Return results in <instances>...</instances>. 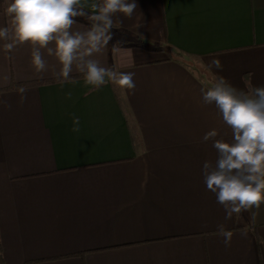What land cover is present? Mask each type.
Wrapping results in <instances>:
<instances>
[{
	"label": "crops",
	"instance_id": "crops-1",
	"mask_svg": "<svg viewBox=\"0 0 264 264\" xmlns=\"http://www.w3.org/2000/svg\"><path fill=\"white\" fill-rule=\"evenodd\" d=\"M10 2L0 0V27ZM100 2L81 0L89 12ZM136 3L93 57L134 73V90H92L75 64L61 83L46 49L38 72L31 44L9 52L0 39V100L11 105L0 104V264H264V203L225 220L202 175L217 159L203 136L232 139L202 89L218 76L264 86V0ZM75 19L73 31L90 27Z\"/></svg>",
	"mask_w": 264,
	"mask_h": 264
},
{
	"label": "clouds",
	"instance_id": "clouds-1",
	"mask_svg": "<svg viewBox=\"0 0 264 264\" xmlns=\"http://www.w3.org/2000/svg\"><path fill=\"white\" fill-rule=\"evenodd\" d=\"M136 9V0H102L91 5V12L81 0H11L5 10L8 23L0 27V39L8 41L5 47L9 52L18 44H31L32 63L38 72L47 69L41 52L46 49L62 66L60 72L55 73L61 83L70 78L75 64L92 90L107 82L134 90V73H117L102 67L93 57L102 53L112 40L115 14L131 18ZM77 17L89 22L86 31L72 30ZM209 67L223 70L219 59H212ZM66 95L70 99L72 93ZM25 99L22 95L21 103ZM202 100L205 105H215L232 131V139L227 142L217 139L216 130L207 132L202 138L204 142L211 141L217 153L215 163L205 161L202 167L207 189L224 207L225 220L242 211L258 210L264 203V86L246 83L245 88H239L218 76L212 86L202 89ZM0 104L11 107L3 100ZM79 123V117L73 114V131H79ZM256 214L251 213L253 218ZM217 234L223 237L226 247L230 246L231 231L220 224Z\"/></svg>",
	"mask_w": 264,
	"mask_h": 264
},
{
	"label": "trees",
	"instance_id": "trees-1",
	"mask_svg": "<svg viewBox=\"0 0 264 264\" xmlns=\"http://www.w3.org/2000/svg\"><path fill=\"white\" fill-rule=\"evenodd\" d=\"M27 85L28 84H25V83H12L8 90H10V89L11 90L20 89V88H23V87H25Z\"/></svg>",
	"mask_w": 264,
	"mask_h": 264
}]
</instances>
